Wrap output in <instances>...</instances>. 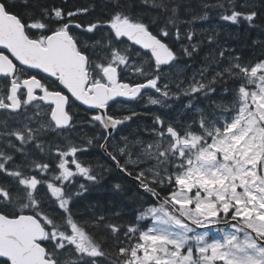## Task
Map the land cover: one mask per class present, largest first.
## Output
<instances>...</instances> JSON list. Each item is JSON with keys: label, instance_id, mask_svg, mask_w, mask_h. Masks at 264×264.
<instances>
[{"label": "snow or ice", "instance_id": "1", "mask_svg": "<svg viewBox=\"0 0 264 264\" xmlns=\"http://www.w3.org/2000/svg\"><path fill=\"white\" fill-rule=\"evenodd\" d=\"M139 4L154 10L147 21L135 0H101L100 12L0 0V264H264V57L221 46L183 77L174 45L192 57L203 43L178 26L183 0ZM201 8L185 23L217 9L222 21L257 27L253 0ZM145 96L166 108L188 99L175 117L155 115L144 137L113 143L138 115L113 105ZM85 124L101 134L86 143L66 134ZM94 140L149 197L132 222L76 209L88 190L79 181L98 182L80 159Z\"/></svg>", "mask_w": 264, "mask_h": 264}, {"label": "trees", "instance_id": "2", "mask_svg": "<svg viewBox=\"0 0 264 264\" xmlns=\"http://www.w3.org/2000/svg\"><path fill=\"white\" fill-rule=\"evenodd\" d=\"M8 2H11V0H8ZM60 2L61 0H55V3L57 4ZM202 2L203 0H183L185 7H182L178 13L179 19L177 23L182 33L192 30L196 33L194 42L203 41V43H201L199 46V50L194 53L192 57H187L182 54L179 43L174 45L178 55L180 56L179 61H181L183 65L187 64L189 66L187 71H189L190 68H193L195 72H198V70L208 62V58L211 55L218 54L219 48L221 46L234 50L231 52V55H241L245 60H255L257 58L264 57V0H253L255 9L259 13L255 21L257 27L254 28H248L246 24L237 26L231 25L229 22L222 21L219 18V10L217 9L208 10L209 15L208 19L206 20H198L195 24L191 25L185 23L186 20L191 19L190 12L202 14ZM207 2L215 3V0H207ZM92 3L96 4V12H100L101 0H68V6L70 7L90 6ZM135 3L137 5V11H143L148 14L145 17L146 21L149 16L154 14V10L140 5L139 0H135ZM11 10L15 12H22L23 7L17 4V7ZM93 18H95V13L82 17L84 20ZM215 33H219V35H215ZM208 35H215V40L213 43L208 42ZM254 41L257 43H254ZM182 42L187 43V41ZM227 55H229V53L226 52V56ZM187 76L188 75L185 74L184 77ZM172 78L175 79L176 76L173 75ZM229 86L231 85L229 84ZM199 102L204 106L207 103L202 98L199 100ZM143 123L144 121L141 120L140 124L143 125ZM140 124L138 123V127H136L138 130L141 129L139 127ZM121 181L123 191H116L112 186L110 187V193H108V195L92 197L86 201H80L77 199L76 209L83 215L88 216L93 211L98 214H104L103 210L109 207L111 211L104 215L110 216L111 213L118 211L121 213V216L119 217L120 221L130 222L134 220L138 202L142 200V194L137 190V187L131 184H126L123 179H121ZM110 218H112L114 221L116 219L111 216ZM108 243L111 244L112 241L109 240Z\"/></svg>", "mask_w": 264, "mask_h": 264}, {"label": "flooded vegetation", "instance_id": "3", "mask_svg": "<svg viewBox=\"0 0 264 264\" xmlns=\"http://www.w3.org/2000/svg\"><path fill=\"white\" fill-rule=\"evenodd\" d=\"M146 98L147 96H145V98L142 100L129 101L125 105L115 104L113 105V110L117 112L122 111L124 114H127L129 110H135L137 112V104L140 101H144ZM83 107L84 106H81V109H80L81 118L84 117ZM147 112L149 114H147ZM153 114L154 113H152V109L148 107L139 110V114L137 115L138 118L133 119L134 126H133L132 131H130L129 133H132L138 136H145L143 129L147 126H151L152 120L154 118ZM141 120L144 121L143 125L140 124ZM138 123L140 124L139 127L141 128L139 130L136 128L138 127ZM66 134L70 135V137L76 142L86 143L88 138L96 136V135H100L101 132L98 127L92 128L88 126L87 124H85L83 126H78L71 133H66ZM127 134L128 132L126 131V129H124V126H122L121 130L115 134L113 143L118 141L121 135H127ZM102 142L103 141L98 142L94 140L93 143L88 147V151L80 155V159L91 163L93 165L94 171L99 174L98 182L95 184L84 181L82 179L79 181V182L85 183L88 189L87 191L83 192L82 196L78 198L80 201H86L92 197H101L103 195H108V193H110V187L114 186L115 184H121L122 183L121 179H123V181L126 184H131L137 187L132 177H129L126 174L124 175L117 168H115L112 161L105 155L104 150L98 146V143H102ZM121 162L123 163V160ZM139 192L142 194V198L143 196H146L144 198L145 200H148V196L146 193H144L142 190H140ZM103 211H104V214H107L109 211H111V209L108 207L107 209Z\"/></svg>", "mask_w": 264, "mask_h": 264}, {"label": "rangeland", "instance_id": "4", "mask_svg": "<svg viewBox=\"0 0 264 264\" xmlns=\"http://www.w3.org/2000/svg\"><path fill=\"white\" fill-rule=\"evenodd\" d=\"M179 67H180L181 69H183L182 76L185 75V74L191 76V75L193 74L192 72H193L194 70L192 69L190 72H188L186 69H184V66H183L182 62H179ZM141 104H142V105H146V104H147V98H146L144 101H142ZM199 105H200V104H199ZM150 106H152L154 109H157L156 107H159L158 109H163V108H164V107H161V106H153V105H150ZM174 106H175V105H172L173 111H172L169 115H167V116H169V117H175V116L177 115V113L181 111V106H180L178 109H175ZM200 106H201V105H200ZM164 115H165V114H164ZM164 115H163V116H164ZM128 126L131 127V128L133 127L132 124H128ZM52 136H54V134H53Z\"/></svg>", "mask_w": 264, "mask_h": 264}, {"label": "bare ground", "instance_id": "5", "mask_svg": "<svg viewBox=\"0 0 264 264\" xmlns=\"http://www.w3.org/2000/svg\"><path fill=\"white\" fill-rule=\"evenodd\" d=\"M210 20V19H209ZM219 26V25H218ZM218 28V27H217ZM221 29V28H220ZM210 47V46H209ZM188 63V62H187ZM184 66V65H183ZM135 122V121H134ZM125 129V128H124ZM101 159V158H100ZM97 165V164H96ZM109 167V166H108ZM110 168V167H109ZM124 174V173H123ZM125 175V174H124ZM102 177V176H101ZM107 190V189H106ZM133 205V204H132ZM128 206V205H127ZM130 211V210H129Z\"/></svg>", "mask_w": 264, "mask_h": 264}]
</instances>
